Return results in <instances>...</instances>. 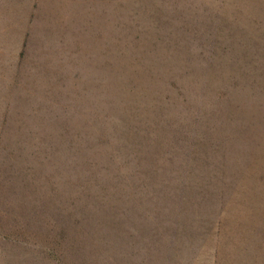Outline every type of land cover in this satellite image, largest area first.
<instances>
[{
	"label": "rangeland",
	"instance_id": "374dc122",
	"mask_svg": "<svg viewBox=\"0 0 264 264\" xmlns=\"http://www.w3.org/2000/svg\"><path fill=\"white\" fill-rule=\"evenodd\" d=\"M261 4L0 0V264H160L146 259L155 254L149 243L171 221L144 213L147 201L113 197L132 190L113 189L112 174L95 180L94 169L57 151L54 140L80 134V121L107 112L118 76L144 107L145 123L228 121L238 107L239 117H258L261 102L243 72L254 60L263 70L253 45L264 47ZM182 99L177 117L172 106ZM260 129L259 148L251 141L246 154L261 181ZM252 179L211 220L215 237L186 246L177 264H264V186ZM148 230L152 240H144Z\"/></svg>",
	"mask_w": 264,
	"mask_h": 264
},
{
	"label": "trees",
	"instance_id": "16d2710c",
	"mask_svg": "<svg viewBox=\"0 0 264 264\" xmlns=\"http://www.w3.org/2000/svg\"><path fill=\"white\" fill-rule=\"evenodd\" d=\"M261 3L264 7V0ZM255 44L260 55H264V47L257 41ZM258 63L259 60H254L243 72L249 76L247 84L252 87L254 98L261 102L262 112L258 117L241 118L238 107L235 116L228 121L212 122L210 118L202 121L199 117L194 124L179 129L171 128L173 123L164 125L161 117L154 125L145 123L142 104L133 90H129L127 96L128 92L120 88L121 76H118L115 83L119 82V90L107 112L101 115L96 111L93 120L80 121V126L75 129L80 134L54 140H57L54 147L57 151L72 155L75 160L80 158L85 170L94 169L95 180L112 174L113 189L132 190L124 194L117 190L112 193L113 197L130 196L144 204L147 201L151 206L146 207L144 213L152 212L171 221L169 226L166 223L163 227L158 225L157 228L163 230L161 238L153 239L149 230L144 236V240L153 239L149 243V252L155 253L150 254L152 258L146 257L147 260L177 264L186 246L190 245L192 249L197 244L202 246L206 238L214 235L216 224L214 221L211 226V220L219 219L227 205L243 193L246 180L253 178L254 184L260 181L259 178L255 180L257 171L250 174L254 168V155L246 154L251 141L259 148L257 134L263 131L260 128L264 124L261 122L264 119V59L261 60L262 71ZM220 96V101L227 99V93ZM184 102L178 100L172 106L179 108L177 117L184 112ZM260 182L264 186V176ZM169 230L175 232L172 242L163 238L169 235Z\"/></svg>",
	"mask_w": 264,
	"mask_h": 264
}]
</instances>
